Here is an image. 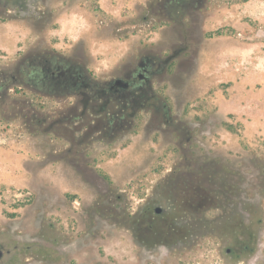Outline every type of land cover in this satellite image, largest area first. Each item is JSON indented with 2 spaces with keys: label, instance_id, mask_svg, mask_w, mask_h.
Here are the masks:
<instances>
[{
  "label": "rangeland",
  "instance_id": "1",
  "mask_svg": "<svg viewBox=\"0 0 264 264\" xmlns=\"http://www.w3.org/2000/svg\"><path fill=\"white\" fill-rule=\"evenodd\" d=\"M158 11V0H61L54 13L48 11L44 25L32 18L35 27L9 30L22 38L23 50L39 43L65 53L82 52L95 73L110 77L143 44L170 48L175 29L163 26ZM195 29L200 37L191 64L174 66L166 81L156 85L175 115L188 121L214 117L218 122L200 136L189 161L179 152L174 134L163 135L144 124L110 145L98 142L91 158L98 166V175L94 174L114 192L123 193L127 208L133 209L139 204L136 183L141 181L149 191L167 174L166 168L213 161L221 171L224 164L233 167L240 182L237 196L253 203L262 220L255 255L234 261L225 253L229 233L208 226L192 244L157 261L160 250H146L127 225L90 209L100 199L101 188L93 182V173L76 171L70 156L55 153L65 140L58 143L54 131L36 130L20 114L6 119L8 108L0 106V163L11 166L10 172L0 173V243L10 237L21 242L0 264H264V0H207L202 25ZM19 52L0 49V67L14 62ZM117 53L125 54L124 59L108 63ZM33 103L54 114L56 102ZM15 156L23 159L18 161L20 173L27 161L37 172L53 166V180L47 173L38 176L30 190L11 185L17 175ZM223 179L222 173L214 180ZM231 200L221 195V207L207 215L211 225L227 217ZM36 236L45 239L48 250L31 248L24 253L22 244Z\"/></svg>",
  "mask_w": 264,
  "mask_h": 264
},
{
  "label": "flooded vegetation",
  "instance_id": "2",
  "mask_svg": "<svg viewBox=\"0 0 264 264\" xmlns=\"http://www.w3.org/2000/svg\"><path fill=\"white\" fill-rule=\"evenodd\" d=\"M41 1L0 0V17L34 18L44 25L49 10L40 5ZM158 4L163 26L175 29V41L169 50L161 43L141 45L136 56L124 60L110 77L95 73L82 52L65 53L39 43L20 50L14 62L0 67V106L8 108L6 119L20 114L36 130L54 131L58 143L67 142L55 153L70 156V165L80 173L97 174L98 166L91 158L98 142L110 145L135 132L141 124L163 135L174 134L179 152L189 161L200 136L211 132L218 121L214 117L188 121L175 115L156 84L166 81L174 66L191 64L200 37L195 27L202 25L207 0H158ZM191 26L194 29H179ZM186 53L189 55L183 56ZM33 102H56L54 114L38 110ZM40 106L44 108L45 104ZM215 163L191 162L166 168L167 174L149 191L141 181L137 182L139 204L133 209L127 208L123 193L114 192L106 180L101 181L94 174L93 182L100 186L101 197L90 209L127 225L146 250H160L163 258L154 257L157 261L171 250L192 244L208 226L229 233L227 256L231 255L234 261L249 260L257 250L262 220L255 215L253 203L237 196L241 192L238 171L226 164L221 171ZM222 173L223 181L216 182L214 179ZM224 194L232 199L230 210L222 222L211 225L207 215L221 207L220 197ZM44 240L36 236L29 244H22L24 253L31 248L46 250ZM17 241L10 237L0 243V262L12 247H20L21 242ZM55 253L60 254V250Z\"/></svg>",
  "mask_w": 264,
  "mask_h": 264
},
{
  "label": "crops",
  "instance_id": "3",
  "mask_svg": "<svg viewBox=\"0 0 264 264\" xmlns=\"http://www.w3.org/2000/svg\"><path fill=\"white\" fill-rule=\"evenodd\" d=\"M60 3H61V0H43L41 1L40 5L44 6L46 4L48 6V8L47 7L46 8L49 9V11H52L54 13L55 8H58V5ZM0 23H1L0 30H3V34L0 33V49L5 50L9 53L13 51L18 52L22 50L24 48V43H23L22 38L18 40V35L16 34V32H14V30L10 31L9 27L14 26L15 30L20 29L21 31H22V28L25 26L26 28H29L31 26L29 18H20V17L18 18V17L7 16L5 19L3 18L0 19ZM124 57H125V54H122V53L113 54V56H111L110 58L108 57L109 60H107V62L108 63L116 62L117 64L120 60H123ZM1 151L3 152V155H7L4 150H1ZM13 160H14V165L16 168L15 173L17 175L16 177L10 179L12 182V183L10 182L11 185L26 188L30 190L31 184L34 183L35 179H37L38 176L46 177L47 173H49L50 175L49 181L53 180V177H54L53 166H49L48 169L46 168V170H44L43 172H37L29 166V162L27 161V164L25 166L23 165V171H21L20 173L18 168H20L21 165H20V162L18 161L22 162L23 159L19 158L18 156H15ZM10 171H11V166H9L8 164L2 161V163H0V173L4 174V172H10Z\"/></svg>",
  "mask_w": 264,
  "mask_h": 264
},
{
  "label": "trees",
  "instance_id": "4",
  "mask_svg": "<svg viewBox=\"0 0 264 264\" xmlns=\"http://www.w3.org/2000/svg\"><path fill=\"white\" fill-rule=\"evenodd\" d=\"M104 174V173H103ZM106 177H108V174H104ZM76 195V194H75Z\"/></svg>",
  "mask_w": 264,
  "mask_h": 264
}]
</instances>
